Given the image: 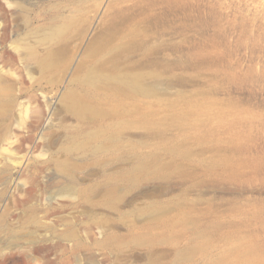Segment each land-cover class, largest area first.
<instances>
[{
  "label": "rangeland",
  "instance_id": "374dc122",
  "mask_svg": "<svg viewBox=\"0 0 264 264\" xmlns=\"http://www.w3.org/2000/svg\"><path fill=\"white\" fill-rule=\"evenodd\" d=\"M0 264H264V0H0Z\"/></svg>",
  "mask_w": 264,
  "mask_h": 264
},
{
  "label": "bare ground",
  "instance_id": "6f19581e",
  "mask_svg": "<svg viewBox=\"0 0 264 264\" xmlns=\"http://www.w3.org/2000/svg\"><path fill=\"white\" fill-rule=\"evenodd\" d=\"M51 32H48L47 34L49 35ZM121 80L124 79L126 80V82L131 83V84H135L137 77L133 74H127L125 75L123 78H120Z\"/></svg>",
  "mask_w": 264,
  "mask_h": 264
}]
</instances>
